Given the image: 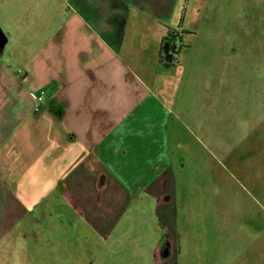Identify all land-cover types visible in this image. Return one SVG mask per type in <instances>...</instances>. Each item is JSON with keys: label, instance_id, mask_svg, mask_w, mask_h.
Returning a JSON list of instances; mask_svg holds the SVG:
<instances>
[{"label": "rangeland", "instance_id": "1", "mask_svg": "<svg viewBox=\"0 0 264 264\" xmlns=\"http://www.w3.org/2000/svg\"><path fill=\"white\" fill-rule=\"evenodd\" d=\"M50 1L0 0V71L22 73L41 42L23 34L50 16ZM185 8L194 47H181L173 69H151L157 83L145 78L168 110L171 211L121 183L96 199L98 214L57 197L13 214L0 193V264H163L169 251L174 264H264V0Z\"/></svg>", "mask_w": 264, "mask_h": 264}, {"label": "crops", "instance_id": "2", "mask_svg": "<svg viewBox=\"0 0 264 264\" xmlns=\"http://www.w3.org/2000/svg\"><path fill=\"white\" fill-rule=\"evenodd\" d=\"M187 1H50V16L23 34L41 42L22 73L0 71V193L11 213L44 212L57 197L98 214L96 199L116 197L118 183L171 211L168 110L146 79L157 83L151 69L177 64L178 54L171 66L157 61L167 29L194 47ZM0 31L1 55L9 36ZM170 253L163 264H174Z\"/></svg>", "mask_w": 264, "mask_h": 264}, {"label": "trees", "instance_id": "3", "mask_svg": "<svg viewBox=\"0 0 264 264\" xmlns=\"http://www.w3.org/2000/svg\"><path fill=\"white\" fill-rule=\"evenodd\" d=\"M185 1L186 0H184V3H185ZM184 9H185V6H183V8H182V16L184 14ZM176 32H178V30H176V29H167L166 35L161 40L159 55L157 58V61L160 65H165V66L173 65V60H174V56L172 55V52L174 51V49H173V38H174V35ZM182 33L183 32L179 33L180 40H181ZM182 46H183V43L181 40V46H180L179 50H177L175 53H178Z\"/></svg>", "mask_w": 264, "mask_h": 264}, {"label": "built area", "instance_id": "4", "mask_svg": "<svg viewBox=\"0 0 264 264\" xmlns=\"http://www.w3.org/2000/svg\"><path fill=\"white\" fill-rule=\"evenodd\" d=\"M179 31L175 33L174 38H173V49L174 51L172 52V55L174 56V58H176L177 53H175L177 50H179L180 46H181V40L179 37ZM19 72H22V70H18Z\"/></svg>", "mask_w": 264, "mask_h": 264}, {"label": "water", "instance_id": "5", "mask_svg": "<svg viewBox=\"0 0 264 264\" xmlns=\"http://www.w3.org/2000/svg\"><path fill=\"white\" fill-rule=\"evenodd\" d=\"M5 38L3 37L1 31H0V46H2L3 42H4Z\"/></svg>", "mask_w": 264, "mask_h": 264}]
</instances>
